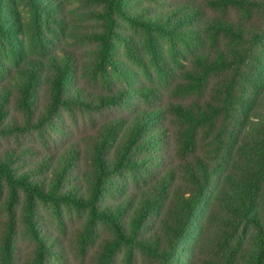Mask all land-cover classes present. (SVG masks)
Instances as JSON below:
<instances>
[{
    "label": "trees",
    "instance_id": "16d2710c",
    "mask_svg": "<svg viewBox=\"0 0 264 264\" xmlns=\"http://www.w3.org/2000/svg\"><path fill=\"white\" fill-rule=\"evenodd\" d=\"M86 1L98 5L101 29L84 34L95 44L85 69L103 93L80 82L72 50L50 49L46 31L63 20L47 0H22L41 57L8 74L1 49L17 53L20 24L7 21L10 2L0 0L1 264H14L18 208L31 264L63 257L35 219L40 205L58 220L64 210L84 216L81 253L97 225L109 229L93 264H264V0ZM124 24L145 35L161 85L135 88L140 105L111 86L123 70L114 51ZM118 108L55 153L32 148L57 146L61 115L91 120Z\"/></svg>",
    "mask_w": 264,
    "mask_h": 264
},
{
    "label": "rangeland",
    "instance_id": "374dc122",
    "mask_svg": "<svg viewBox=\"0 0 264 264\" xmlns=\"http://www.w3.org/2000/svg\"><path fill=\"white\" fill-rule=\"evenodd\" d=\"M48 2H56L62 23H52L47 29V34L50 37V49L58 47L68 48L76 55L79 63V80L82 84H86L89 89L96 93L106 92V87L97 79L93 80L88 76L86 66L93 58L95 44L86 39L84 35L90 31H99L101 29V21L96 17V12L99 9L98 5L89 3L86 0H47ZM144 2L143 0H140ZM12 9V15H8L7 21H16L20 24L19 37L17 41L18 50L15 55H11L6 50L1 49L2 59L7 66L8 74L16 70V67L25 63L28 58L41 57L37 49L34 47L30 35V13L22 0H9ZM130 5L136 7L138 0H131ZM14 18V19H13ZM121 37L115 43L114 56L119 60L123 70L119 75L113 76L111 86L115 90L123 89L126 98L130 103L140 105L141 102L136 97L135 88L140 85L154 86L159 88V80L151 63L150 54L146 45L145 35L137 30H134L127 25H122L120 28ZM130 48L135 54L136 60L128 58L125 54L126 49ZM159 54L168 57L169 49L163 40L157 43ZM15 58L12 59V57ZM85 69V70H84ZM161 95L164 100L170 99L168 89L161 88ZM128 110H125V113ZM124 113L122 108L113 109L104 113L92 115L91 120L82 117H77L75 120L67 114L61 115L58 122L61 132L58 136L57 146L50 142V149L46 151L38 141L32 142V148H36L40 154L55 153L64 145L70 143L71 140L78 139L89 133H92L94 128L102 124L109 118L110 113ZM131 113V112H130ZM40 155V156H41ZM33 158V157H32ZM35 219L39 224L47 228L50 235L60 242L63 257L59 259H51L49 264H93L94 253L101 245V242L110 236V231L107 227L99 224L96 226L94 239L85 253L78 251L76 246L77 230L84 224V216L75 210H64L63 217L58 220L50 207L40 205L37 208ZM7 225L6 208H5V193H0V252L3 239V232ZM34 244L25 230V226L21 220L20 208L17 209L16 229L13 239L12 257L14 264H31L33 257ZM1 264V261H0ZM120 264V263H119ZM136 264H141L137 260Z\"/></svg>",
    "mask_w": 264,
    "mask_h": 264
}]
</instances>
